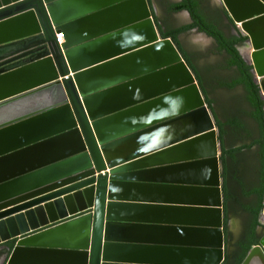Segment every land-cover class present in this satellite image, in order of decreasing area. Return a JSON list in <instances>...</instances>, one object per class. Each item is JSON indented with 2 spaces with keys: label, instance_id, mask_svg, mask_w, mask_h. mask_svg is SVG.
Returning <instances> with one entry per match:
<instances>
[{
  "label": "water",
  "instance_id": "95a60500",
  "mask_svg": "<svg viewBox=\"0 0 264 264\" xmlns=\"http://www.w3.org/2000/svg\"><path fill=\"white\" fill-rule=\"evenodd\" d=\"M217 5L264 102V0ZM155 14L0 0V264L226 263L220 134Z\"/></svg>",
  "mask_w": 264,
  "mask_h": 264
},
{
  "label": "crops",
  "instance_id": "0c3cea01",
  "mask_svg": "<svg viewBox=\"0 0 264 264\" xmlns=\"http://www.w3.org/2000/svg\"><path fill=\"white\" fill-rule=\"evenodd\" d=\"M218 1L219 0H189L194 10L198 9V3L200 2H210L214 4L215 7L218 8V21H204L198 15L201 18V22L205 26L214 29L224 40H228L227 36H231L233 37V39L236 40L238 38L232 32L231 24L227 18L226 13L217 5ZM181 2L182 0H152L156 11L154 21L159 26L161 32L168 33L172 31H177L179 29L192 25L193 20L189 12L186 11L180 13H173L171 11V8L173 6L178 5ZM193 34L199 36L203 35L204 38H207L211 41V44H213V41L206 35L199 33L196 29L190 30L185 34L180 35L178 38L182 49L189 55L190 59L193 62V65L199 72L201 62L197 60V58L194 54H192V52L189 51L190 46L188 40L186 39V37H191L193 36ZM192 44H195V42H192ZM238 50L239 49H236L239 55ZM230 71L234 73L232 70ZM230 81H232V79ZM229 83H227V85ZM214 86H210L207 81L202 78V88L205 92V97L208 101L209 108L213 113L214 119L216 120V126L220 134V159L223 158L222 165L224 179V212L226 213L229 222H227V224L231 226L234 221V217H241L246 215L243 212V209L245 206H247L249 197L253 194V189L250 188L249 181L246 180V175L248 174V171L245 162L248 157L255 153L254 148L251 150L248 149V147L252 144L255 139L248 138V133L246 132L244 127V120L241 118L238 112H224L219 108L214 98H212L214 95ZM219 86L220 85H218V87ZM239 89L241 90V93H243V90L241 88ZM245 105L247 107L244 106V118L248 121V105ZM166 161L170 160L168 159Z\"/></svg>",
  "mask_w": 264,
  "mask_h": 264
},
{
  "label": "trees",
  "instance_id": "16d2710c",
  "mask_svg": "<svg viewBox=\"0 0 264 264\" xmlns=\"http://www.w3.org/2000/svg\"><path fill=\"white\" fill-rule=\"evenodd\" d=\"M189 1V0H188ZM173 13L180 12H189L190 10L187 6V1L182 0V2L178 5H175L171 8ZM193 20V14L190 13ZM196 29L199 33L206 35L208 38L212 39L213 46L215 48V52L223 55L225 60V66L228 70H232L234 73V78L227 85L228 89H236L241 88L243 90L244 100L249 107V117L253 121L255 125L256 131H258L259 136L256 137L252 144L248 147L249 150L256 148V152L254 153L256 162L259 165V178H260V188L257 190V198L255 202H253V207L249 208L248 204L244 207V213L246 217L243 222L246 226V229L251 233V236L255 237V231L258 228V217L263 208V194H264V102L260 100L259 93L257 87L252 83V77L250 74V68L245 65V63L239 57L236 47L237 45L243 41V39H234L232 42H228L224 40L214 29L205 26L201 21L194 20L192 25L189 27H185L179 29L177 31L172 32H161L160 36L162 39H170L176 49L179 51L182 59L194 74L196 81L205 97V92L202 88V76L199 74L196 67L193 65L192 60L189 55L182 49L181 44L178 41L180 35L189 32L190 30ZM206 99V97H205ZM206 104L209 107L208 101L206 100ZM223 162V158L221 159ZM225 210V209H224ZM225 214L224 226L227 225L228 219ZM256 245V242H252L249 245L238 246L236 252L231 256H228L225 264H241L247 253Z\"/></svg>",
  "mask_w": 264,
  "mask_h": 264
},
{
  "label": "rangeland",
  "instance_id": "374dc122",
  "mask_svg": "<svg viewBox=\"0 0 264 264\" xmlns=\"http://www.w3.org/2000/svg\"><path fill=\"white\" fill-rule=\"evenodd\" d=\"M189 42V51L195 55L197 60L201 62V67L199 68V73L202 78L207 81L210 86H214V95L212 98L216 101L219 108L224 112H238L241 118L244 120V127L248 133V138H256V129L253 121L249 117V107H248V121L245 120V110L246 102L244 100V95L241 93L239 88L227 89V83L234 78V75L225 66V60L223 55L215 52V48L211 41L204 38L203 35H194L191 37H186ZM195 42V44H192ZM220 82V83H218ZM218 83V84H217ZM218 85H220L218 87ZM216 88V89H215ZM247 107V106H246ZM246 109V108H245ZM247 121V122H245ZM250 136V137H249ZM246 168L249 172L251 171L252 181L254 179V170L257 166L255 155L252 154L246 159ZM246 180L248 181V174L246 175ZM233 223L231 225V230L236 234L239 230L241 219L240 217H234Z\"/></svg>",
  "mask_w": 264,
  "mask_h": 264
},
{
  "label": "flooded vegetation",
  "instance_id": "af4514ba",
  "mask_svg": "<svg viewBox=\"0 0 264 264\" xmlns=\"http://www.w3.org/2000/svg\"><path fill=\"white\" fill-rule=\"evenodd\" d=\"M186 1H187V6L190 10V13L193 14L194 20H198L200 22L201 18H202L204 21H209V20H211L213 22L218 21V8H216L214 4H212L210 2H200V3H198V9L194 10L192 8L190 2L188 0H186ZM191 18H192V16H191ZM192 20H193V18H192ZM225 38H226V36H225ZM227 39L228 40H226V41H228V42H232L234 40L233 37H231V36H227ZM241 43L242 42H240L237 45L236 49H239L241 47ZM2 55L3 54H0V56H2ZM258 136H259V133H258V131H256V137L258 138ZM254 149L256 152V148H254ZM251 172H253V170L251 171V169H250V171L248 172V181H249L250 188L253 189V194L249 197V200L247 202L249 208L253 207V202H255V199L257 198L256 192L261 186L260 178H259V165L257 164V166L255 167V170H254L255 181H252ZM245 217H246V215L240 217L242 222H240V226H239L240 228L236 234L231 230V226L229 224L224 226L225 227V229H224L225 235H226V246H227L228 256H230V258L236 252L238 246L241 247L242 245H246V244L249 245L252 242H256V244H257V242H258V239H259L258 236L259 235L256 234V231H255V237L253 238L251 236L249 228H248V230L246 229V226L244 225V222H243ZM258 222H259V217H258Z\"/></svg>",
  "mask_w": 264,
  "mask_h": 264
},
{
  "label": "built area",
  "instance_id": "2783aa9c",
  "mask_svg": "<svg viewBox=\"0 0 264 264\" xmlns=\"http://www.w3.org/2000/svg\"><path fill=\"white\" fill-rule=\"evenodd\" d=\"M56 41L59 46L62 45V43L64 42L63 34H56Z\"/></svg>",
  "mask_w": 264,
  "mask_h": 264
}]
</instances>
